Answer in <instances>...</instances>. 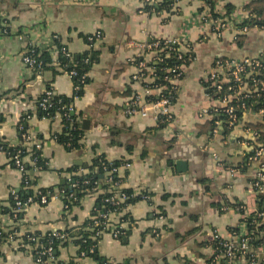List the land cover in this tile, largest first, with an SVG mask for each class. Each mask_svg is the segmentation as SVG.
<instances>
[{
	"label": "crops",
	"instance_id": "crops-1",
	"mask_svg": "<svg viewBox=\"0 0 264 264\" xmlns=\"http://www.w3.org/2000/svg\"><path fill=\"white\" fill-rule=\"evenodd\" d=\"M251 1L215 0L213 13L222 16L231 10L234 23L240 24ZM153 7L146 0H0V141L14 148L23 146L19 124L27 116L32 139L27 147L39 143L50 164V171L37 174L36 190L57 188L73 168L79 170L77 175H87L100 157L110 163H129L118 171L120 188L136 195L147 192L151 198L129 208L131 222L122 225L130 228L125 241L112 233L102 236L98 254L106 264H213L218 242L235 240L233 230L242 219L237 207H244L249 215L258 211L253 184L264 170V152L257 156L262 147L254 130L264 120L248 111L235 127L226 126L213 115L222 103L208 96L205 82L217 60L261 59L264 29H252L239 47L233 26L218 34L203 21L206 0H177L171 13ZM96 33L100 37L94 43L86 41ZM55 37L72 55L99 53L80 97H75L69 72L38 73L24 63L29 45L47 46ZM152 40H184L193 54L177 83L173 122L164 128L151 111L145 117L129 111L132 97L144 95L143 84L134 77L138 60L152 63L154 56L145 49ZM51 49L57 50V60L58 47ZM49 87L73 100L85 132L77 150H67L54 138L63 130L60 115L28 116ZM203 111L208 115L202 116ZM84 121L89 122L86 129ZM25 161L29 163L30 157ZM179 162L184 166L180 168ZM22 181V173L0 149V208L10 207L11 195L20 190ZM96 193L67 212L56 191L47 204L28 206L19 222L1 215V225L6 231L16 229L20 238L27 233L77 232L92 218L102 191ZM112 219L116 223L119 217ZM262 236L257 264H264ZM20 244L21 240L3 243L0 264H35ZM72 261L100 264L81 257L74 241L59 249L58 262Z\"/></svg>",
	"mask_w": 264,
	"mask_h": 264
},
{
	"label": "trees",
	"instance_id": "trees-1",
	"mask_svg": "<svg viewBox=\"0 0 264 264\" xmlns=\"http://www.w3.org/2000/svg\"><path fill=\"white\" fill-rule=\"evenodd\" d=\"M177 0H163L159 6H154L153 10H158V12L171 13L173 6ZM215 0H206V3L209 5L210 9L214 10ZM245 12L249 14V19L245 22L244 25H247L250 30L254 28L264 29V0H253L246 7ZM232 11L228 10L227 16H230ZM217 17V16H216ZM240 27V26H238ZM89 37H86V41ZM58 38V37H57ZM246 40V35H240L236 37V43L239 47L242 46L243 42ZM157 40H152L151 43L156 42ZM57 46L61 50L64 46L61 44L60 39H54L50 45L42 46L40 48L31 49L33 57L36 59L37 64L41 65L42 71L52 70L56 74L58 72H77V76L74 77L75 84L80 88L78 91H75V97H80L83 94L84 86L89 82L88 73L91 67L98 62L99 53L97 52H87L81 56L71 55L67 57L62 53L58 57V66L52 64L51 57V47ZM192 49V48H191ZM67 50V49H66ZM68 51V50H67ZM161 62L152 61L149 67L153 68V76L155 81L151 83L142 82L143 86L148 85L153 87L155 85L166 86L168 85L165 79L169 77L167 70L170 68L179 65L180 63L176 60V54L173 52H165L161 55ZM263 67H264V56L261 58ZM191 63H188L189 66ZM148 74V73H146ZM260 80L264 81V69L262 74H260ZM207 87V85H205ZM47 91L52 92V96L49 99V102L46 104L47 108L43 109L40 107V104L46 95H42L38 101L36 110L28 116L36 115L40 119H53L56 115L62 117L63 130L60 134L54 136L56 141L63 145L67 150L74 151L81 147V142L84 138L85 132L81 128V123L79 121L80 117L76 115L73 108V100L63 96H58L54 93L52 88H48ZM172 103H175L177 94L172 96ZM151 101H156V97L149 98ZM247 105L252 109V111L258 113L261 109H264V93L260 94V97H254L246 100ZM244 113H239V117ZM27 116L21 121L19 126H22L23 130L20 131V140L23 142L22 135L27 133ZM224 116L221 120H225ZM240 121V120H239ZM168 125L159 123L160 128H164ZM227 126V125H226ZM255 136L257 137V143L262 147L261 150H264V124L258 125L256 130H254ZM29 145V144H28ZM0 146L3 147L5 153L8 157L12 159V166L14 165V159L18 156L24 163L25 174L23 175L22 186L20 190L15 191V195H11L10 207L9 208H0V217L1 215H7L13 221L19 222L25 212L17 213L16 218H14L15 211L17 209V202H20L22 205L28 203L32 199L33 203H41V196H46L47 203L51 198L56 194V191L61 193L62 199L65 205L68 206L67 212H69L73 207L79 206L82 199L86 196L91 195L95 192L102 191L99 194L96 201V207L93 212L92 218L84 224L77 232L76 231H67V232H53L46 235H41L39 233H27L21 238L15 234L17 233L16 229L13 230H4L1 225L0 219V246L3 243H7L9 237L12 235L14 240H21V246L34 258L35 264H37V259L39 254L46 252L49 248L53 249L52 260L49 261L47 256L42 257V262L45 264H64L58 262L59 259V249L64 247L70 241L74 243L79 248V255L83 258H92L96 259L100 264H106L104 258H101L98 254V243L101 240L102 236L105 233L119 232V240L125 241L129 236L130 228H122V225L131 222L129 208L136 204L139 201H149L151 196L147 192L135 194V191L129 189L120 188L118 191L113 190V185L121 186L120 179L118 178V171L120 168L128 166L129 163L126 162H108L104 157H100L95 160L93 165L88 168L87 175H77L78 169L73 168L67 171L70 176L64 178L62 183L57 188L50 189H40L36 190L39 172L50 171L49 160L45 159L42 154V150H37L36 145L34 144L28 149L26 146H21L14 148L8 144L1 143ZM26 157H30V162L25 161ZM15 167V166H13ZM66 172V173H67ZM264 173V170L262 171ZM65 173V172H60ZM107 173H110V176H106ZM110 180V181H109ZM256 180L254 181V183ZM254 185V184H253ZM263 188V192L257 191V207L258 211L254 214L248 216L247 219L241 220L242 223L246 224V227L249 232V251L245 256V264H257V261L251 260V254L257 251L263 244L264 233V217H259V214H264V183H260ZM35 189V190H34ZM72 193L73 197L70 196ZM125 196L126 201L117 202L112 201V198H115V195ZM17 197V199H16ZM221 207V206H220ZM242 206H238L240 208ZM240 213H244L242 210ZM109 214H114L118 216L119 219L115 223L109 216ZM116 226L115 230H112V227L109 225ZM240 227L233 230V234L240 235ZM57 235V237L55 236ZM61 236H67V238H62ZM241 240V237H240ZM220 242V241H219ZM219 242L216 247L219 246ZM26 246H29L31 250H27ZM67 264H77L74 261ZM223 264H226V261H223ZM239 264V263H238ZM243 264V263H242Z\"/></svg>",
	"mask_w": 264,
	"mask_h": 264
},
{
	"label": "built area",
	"instance_id": "built-area-1",
	"mask_svg": "<svg viewBox=\"0 0 264 264\" xmlns=\"http://www.w3.org/2000/svg\"><path fill=\"white\" fill-rule=\"evenodd\" d=\"M163 0H146L149 6H159ZM207 11H205L203 16V21L210 23L215 29V32L221 34L224 30L228 29V27L234 28L236 31V36L240 35H247L251 30L247 25H244L245 22L249 19V14L246 12V16L243 18V21L240 24H235L234 19L230 16L225 15H217L214 14V10L210 9L209 5L206 3ZM214 12V13H213ZM217 16V17H216ZM240 26V27H238ZM100 37V33H96L95 36L89 37L90 43H94L96 38ZM55 39H58L55 37ZM54 40V39H53ZM42 47L41 43H33L28 46L26 50V56L24 57L25 65L32 71L35 72H42L41 65L37 64L36 59L33 57L31 53V49L33 48H40ZM150 53H152L153 60L156 62H161V55L167 52H173L176 54V60L180 63L173 68L167 70V74L169 77L165 79L168 85L166 86H158L155 85L153 87H149L148 85H144V95H135L131 99V103L129 105L130 113H141L144 117L147 116L148 112H153V115L158 120L159 123L162 124H170L173 122L174 116L172 111V96L178 93V86L177 83L183 78L185 74V70L188 67V63H191L193 60V54L191 46L186 43L184 40H157L154 43H148L145 47ZM51 54H53L52 61L54 64L58 65V59L56 52L57 50L51 49ZM147 52V51H146ZM57 53H62L67 57H71L70 53L66 50L65 47L58 49ZM55 55V56H54ZM72 58V57H71ZM140 59V58H139ZM138 74L134 77L136 82H147L151 83L154 82L153 76V68L148 66V62L145 60H138L137 63ZM264 69L263 63L261 59L258 60H244L241 62H234L228 60H217L214 66L211 68L205 85H207L206 90L208 96L212 99L219 100L222 103V107L215 108L213 111V115L217 117V119L223 122L225 125L229 127H235L240 120L239 113H246L248 111H252V109L247 105L246 100L251 99L254 97H260V94L264 93V81L258 79L260 74H262V70ZM148 73V74H146ZM69 75L74 78L77 76V72L71 71ZM75 89L78 91L80 88L75 84ZM47 97L42 101L40 107L43 109L47 108V103L49 102L50 97L52 96V92L46 90L44 93ZM156 97V101H151L149 98ZM256 113V112H255ZM258 114L264 120V109H261ZM208 115L207 111L202 112V116ZM226 117L223 121L221 118ZM30 119V118H29ZM20 130H23L22 127ZM23 139V146H26L31 143V137L28 133H24L22 135ZM37 150H42V146L38 143H35ZM0 149L3 150V147L0 146ZM264 152V150H260L257 153V156ZM10 165L12 166V159L9 158ZM22 175L25 174L24 163L20 159V157H16L14 159V165ZM129 166V165H128ZM263 171V170H262ZM259 172L256 178V182L254 183V193L257 196L258 192H263V188L261 187L260 183H264V173ZM232 175L236 174L235 170H230ZM110 176V174H109ZM110 181V180H109ZM113 190L118 191L120 186L113 185ZM15 195V192L12 193ZM94 194H97L96 192ZM41 196V203L40 204H47L46 196ZM70 196L73 197L72 193ZM17 199V197H16ZM112 201L117 202H124L126 201L125 196H119L118 194L115 195V198L111 199ZM33 204L32 199L28 201L26 204H21L17 202V209L15 211L14 218H16L17 213L25 212L27 207ZM65 209L67 211L68 206L65 205ZM225 210V209H224ZM244 213H240L241 211ZM237 211L241 214L242 219L245 220L248 218L249 214L246 212L244 207L237 208ZM114 214H109V216H105L104 218L112 217ZM259 217H264V214H259ZM10 218V217H9ZM11 219V218H10ZM13 221V219H11ZM112 227V230L116 229V226L109 225ZM240 227V235L233 234L235 240L229 241H220L219 246L216 247L215 251L216 254L213 258V264H222L225 260L226 264H238L240 262L245 263V256L249 251V232L246 227V224L242 223L239 225ZM17 233L15 234V236ZM57 237V235L55 234ZM112 236L115 239L119 238V232H113ZM62 238H67V236H61ZM241 237V240H240ZM8 242L14 243V237L11 235L9 237ZM20 247H22L20 245ZM26 248L31 249L29 246ZM52 252L53 249L49 248L46 252H42L39 254V258L36 260L37 264H45L42 262V257L47 256L49 261L52 260ZM251 260L257 261V254L256 251L251 254Z\"/></svg>",
	"mask_w": 264,
	"mask_h": 264
},
{
	"label": "water",
	"instance_id": "water-1",
	"mask_svg": "<svg viewBox=\"0 0 264 264\" xmlns=\"http://www.w3.org/2000/svg\"><path fill=\"white\" fill-rule=\"evenodd\" d=\"M86 124H89V122L88 121H84V129H86V126H85ZM76 165L83 166V164L81 162H77ZM178 166L181 168L182 166H184V163L183 162H179Z\"/></svg>",
	"mask_w": 264,
	"mask_h": 264
}]
</instances>
